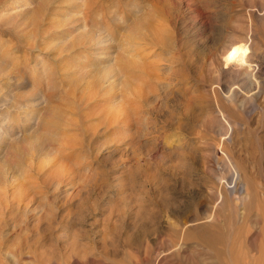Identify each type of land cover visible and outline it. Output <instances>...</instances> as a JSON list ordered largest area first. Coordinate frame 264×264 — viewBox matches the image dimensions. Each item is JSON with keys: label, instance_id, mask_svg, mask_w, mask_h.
<instances>
[{"label": "rangeland", "instance_id": "rangeland-1", "mask_svg": "<svg viewBox=\"0 0 264 264\" xmlns=\"http://www.w3.org/2000/svg\"><path fill=\"white\" fill-rule=\"evenodd\" d=\"M24 1L0 0V55L28 83L0 97L41 98L55 126L49 155L26 129L8 149L0 264H264V0H119L167 40L112 89L59 70L76 32L27 38Z\"/></svg>", "mask_w": 264, "mask_h": 264}, {"label": "bare ground", "instance_id": "bare-ground-1", "mask_svg": "<svg viewBox=\"0 0 264 264\" xmlns=\"http://www.w3.org/2000/svg\"><path fill=\"white\" fill-rule=\"evenodd\" d=\"M77 1L78 3L73 0H25L24 3H28V6L32 5L18 11L12 19L22 22L26 27H31V31L26 35L27 38L39 37L44 45L48 44L57 50L65 42L66 36L76 32L77 46L74 47L68 62L64 63L63 59L59 60L58 69L68 70L73 76L82 75L84 77H88L92 72L93 75L97 74L98 81L106 85L108 89L120 84L121 80H115L114 77H119L121 64L127 63L129 66L137 67L145 63L148 55H156L160 60L165 61L160 54H156L157 46L159 47L160 43L164 44V40H167L159 21V24H150V26L142 24L144 26L142 27V20V22L139 21L141 23L138 22L139 28L133 29L128 26L127 19L116 18V14L123 9L118 3L119 0ZM139 1L141 3L144 0L137 2ZM226 50L231 51L228 52L230 58L242 56L240 60H243L244 48L240 44L232 42ZM9 53L11 54V51ZM60 54L56 51L55 55L58 57ZM50 69L48 67L45 70L43 77L48 79V76L54 75V71ZM37 80L38 83L41 82L40 78ZM27 83L17 72L11 58L8 60V55H0V88L9 91L8 97L11 98L10 93L13 94L20 86L23 87ZM41 102H43L41 98L36 99L35 97L26 99L25 103L12 101L4 96L0 97V110L6 109L4 115L0 114V122L3 123L0 129V188L9 183L5 174L9 166L7 160L10 158L8 149L12 146L13 150H17L15 144H18V132L24 129L31 131L32 135L23 138L22 143L36 142L35 146L40 151L46 155L50 153L42 142L38 143V135L43 130L53 128L55 119L52 121L45 119L46 112L49 110L45 101L44 104ZM27 105L32 106L31 111L37 112L34 113L36 114L34 118L32 112L27 111ZM4 116H8L7 119ZM56 116L55 113L53 118ZM47 133L53 137L51 132Z\"/></svg>", "mask_w": 264, "mask_h": 264}]
</instances>
